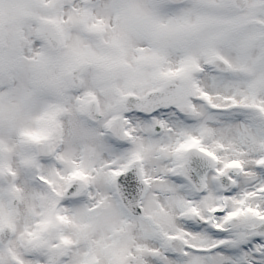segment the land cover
<instances>
[{
	"label": "snow or ice",
	"instance_id": "snow-or-ice-1",
	"mask_svg": "<svg viewBox=\"0 0 264 264\" xmlns=\"http://www.w3.org/2000/svg\"><path fill=\"white\" fill-rule=\"evenodd\" d=\"M0 264H264V0H0Z\"/></svg>",
	"mask_w": 264,
	"mask_h": 264
}]
</instances>
